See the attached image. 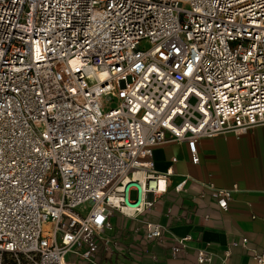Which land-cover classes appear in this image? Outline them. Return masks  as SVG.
<instances>
[{
    "label": "built area",
    "instance_id": "built-area-1",
    "mask_svg": "<svg viewBox=\"0 0 264 264\" xmlns=\"http://www.w3.org/2000/svg\"><path fill=\"white\" fill-rule=\"evenodd\" d=\"M254 127L264 0H0V264H146L168 231L156 203L195 181L170 183L154 148L185 143L198 165L200 140ZM200 185L222 212L237 190Z\"/></svg>",
    "mask_w": 264,
    "mask_h": 264
},
{
    "label": "crops",
    "instance_id": "crops-1",
    "mask_svg": "<svg viewBox=\"0 0 264 264\" xmlns=\"http://www.w3.org/2000/svg\"><path fill=\"white\" fill-rule=\"evenodd\" d=\"M198 152L200 163L194 165L185 143L167 142L154 148L156 171L166 173L171 168L174 172L170 183L187 175L196 182L188 184L191 193L182 200L169 193L156 203L150 216L168 231L164 247L151 246L144 262L196 264V251L207 249L215 255L214 264H221L229 249L226 264H255L253 254L264 249V128L254 127L240 136L229 133L219 139H202ZM201 183L221 189L237 187L226 211L216 208L214 192ZM180 218L184 222H178ZM185 236H191L188 252L170 259L174 237ZM244 238L246 245L232 246ZM123 239L134 240L128 224Z\"/></svg>",
    "mask_w": 264,
    "mask_h": 264
},
{
    "label": "rangeland",
    "instance_id": "rangeland-1",
    "mask_svg": "<svg viewBox=\"0 0 264 264\" xmlns=\"http://www.w3.org/2000/svg\"><path fill=\"white\" fill-rule=\"evenodd\" d=\"M131 199H132V200H135V199H136V193H135V192H132V193H131ZM67 260H68V261H72V260H73V256H72V255H69V256L67 257Z\"/></svg>",
    "mask_w": 264,
    "mask_h": 264
}]
</instances>
